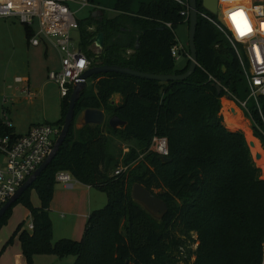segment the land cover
<instances>
[{"label":"trees","instance_id":"obj_1","mask_svg":"<svg viewBox=\"0 0 264 264\" xmlns=\"http://www.w3.org/2000/svg\"><path fill=\"white\" fill-rule=\"evenodd\" d=\"M132 2L114 0L112 17L99 9L78 19L77 44L91 66L183 73L189 58L176 67L170 54L176 24L188 25L180 7L171 0H149L139 2L132 11ZM197 7L201 8V0ZM24 27L29 40L33 30ZM97 32L104 34V46L98 52L91 49ZM219 36L213 25L198 16L197 67L184 80L157 81L114 72L87 80L90 86L75 104L74 120L83 109L97 108L105 121L74 127L73 120L55 156L14 202L27 209L33 228L28 231L20 222L6 244L17 235L25 264H32L38 254L71 256L72 264H262L264 180L259 178L243 132L228 128L220 113L222 96L243 98L246 89L234 50L222 45ZM70 93L61 98L60 116L52 124L62 126ZM113 93L120 96L114 104ZM260 106L262 116L253 103L244 115L264 142V97ZM112 116L124 125L109 126ZM3 135L17 136L0 119ZM120 136L135 142L126 154L113 146ZM153 136L166 138L171 161L162 162L150 147ZM139 155L142 159L135 161ZM122 160L125 165L136 163L113 174ZM58 171H67L79 183L106 195L105 204L88 214L80 239L52 240L49 206ZM133 183L165 201L168 209L161 220L131 200ZM31 188L39 199L37 206L30 200ZM11 206L0 217V225Z\"/></svg>","mask_w":264,"mask_h":264},{"label":"built area","instance_id":"obj_2","mask_svg":"<svg viewBox=\"0 0 264 264\" xmlns=\"http://www.w3.org/2000/svg\"><path fill=\"white\" fill-rule=\"evenodd\" d=\"M66 0H0V19L16 17L21 23L33 30L29 44L37 46L43 37L53 38L61 58L60 66L47 71V79L56 85L60 96L65 97L72 90L73 84L81 73L91 66L90 60L73 42L71 32L77 30L78 19L65 3ZM85 6L88 0H74ZM180 7V13L188 20L189 0H171ZM218 11L210 14L201 3L197 15L211 25L223 36L234 50L241 75L245 84L246 97L238 98L228 94L234 109L248 113V102L254 104L261 114L260 98L264 97V0H217ZM242 13L237 17L245 21L241 29H232V23L227 22L228 16ZM37 29L34 30L33 26ZM171 28L170 23H164ZM175 33V32H174ZM170 47L171 56L176 59L179 55L189 58L186 44L177 39ZM241 46V50L240 47ZM27 78L15 76L14 83L23 84L27 98L33 94ZM226 91V89H224ZM13 101L12 97L3 95L1 119L8 127H13L8 118L6 105ZM231 112V111H230ZM61 126L41 122L32 124L23 134L0 136V206H2L16 190L30 177L50 153ZM159 155L168 156L167 140L165 137L153 136L151 146ZM117 166L113 174L117 175L127 169ZM55 181L62 183L65 188H71L78 181L69 172L58 171ZM32 230V224L27 226ZM264 249V246H263ZM264 264V252L263 262Z\"/></svg>","mask_w":264,"mask_h":264},{"label":"rangeland","instance_id":"obj_3","mask_svg":"<svg viewBox=\"0 0 264 264\" xmlns=\"http://www.w3.org/2000/svg\"><path fill=\"white\" fill-rule=\"evenodd\" d=\"M113 2L114 0H93V2L88 0L87 4L81 7V4L77 1H65L70 10L74 13L75 17L79 20H83L85 17L90 16L89 14L92 11L93 5L95 7L94 9L98 10V6L95 5L96 3L104 10L107 16H114L115 11L112 8ZM138 2L139 0H134L132 3V8H136ZM33 29H37L36 25L33 26ZM174 32L178 40L186 43L188 34V25L186 22H180L176 24ZM71 35L73 42L76 43L79 39V32L77 30H73ZM48 39L50 38L42 39L43 41L45 40V44L42 42L38 46H32L29 44V40L26 37L24 24L21 23L18 18L8 17L0 20V119L3 118L1 111V99L3 95L14 97L13 104L11 102L6 106L9 109V121L16 134L25 133L32 123H40L45 120L54 122L60 116L59 104L61 96L56 85L47 79L46 69L47 66L49 69H55V65L59 63L60 55L53 43H50ZM219 39L222 45L229 44L223 36H219ZM51 40L54 41L53 38H51ZM239 48L241 50V46ZM91 49L93 51L97 50L94 46H92ZM184 64L185 57L181 54L175 59V66L182 67ZM15 76L28 77L31 88L36 92V96L33 97L31 102H27L24 99L25 94L20 91H15L14 96L10 95L12 91L9 90L7 86L14 84L13 79ZM89 86L90 80L87 83V87ZM245 97L246 94L243 98ZM113 99L116 102L119 100V96L116 95ZM220 103V113L223 117V122L228 128H230L228 124L230 121L229 119H233V115H236L238 110L235 109V113L231 111L230 107H233V104L230 100L226 101L225 95L220 98ZM250 105L251 101L248 102V106ZM238 112L240 114V118H242L238 119L235 117V119H237L239 122V126H235V128L230 129L241 130L244 134L247 146L249 141L254 142L252 147L248 146L249 153L254 165L259 169V178L264 180V142L256 133L253 132L250 119L246 117L242 111ZM79 113L75 115L74 127H76L75 121ZM260 115L262 116V113ZM113 146L117 149L120 148L122 154H126L129 148H133L135 146V142L132 139H123L120 136L114 140ZM256 152L261 153V157L259 159H254V154ZM140 159H142V155H139L135 161ZM135 163L136 162L128 164L127 168H130ZM118 166H125L123 160ZM60 187L61 186L55 182L53 193L60 189ZM63 189V191H66L65 189L67 188ZM97 191V194L102 197L100 200V205L105 204V193L99 191L98 189ZM29 196L32 204L35 205L39 203V199L33 188L29 190ZM55 198L57 199L56 205L58 204L59 210L62 211L60 213L64 212L63 214L65 217L61 218L59 216V211L55 212L52 206V209L49 211V217L53 228L52 240L55 241L59 238H80L83 233V222L85 220H81V216L77 209L74 211L76 214L73 219L75 218L74 221L78 220L79 222L75 226H71L74 222L68 220V218H72V214L70 213L69 208L66 207V198L62 197L61 193H57ZM73 207L76 208V205L73 204ZM67 220L68 222H66ZM20 222H23V227L26 229L30 223V218L27 217V209L24 207V205L21 202H16L11 206L10 213L5 222L0 225V264H3L10 256V252L8 250L10 248L9 246L12 243L15 244L18 242L17 235L15 234L12 237V242L10 244H6L8 238L13 234L16 226ZM64 222H66V224H63ZM192 247H196V243L192 244ZM72 262L73 258L71 256L58 258L56 255L52 256L51 254H38L32 257V264H72Z\"/></svg>","mask_w":264,"mask_h":264},{"label":"water","instance_id":"obj_4","mask_svg":"<svg viewBox=\"0 0 264 264\" xmlns=\"http://www.w3.org/2000/svg\"><path fill=\"white\" fill-rule=\"evenodd\" d=\"M202 6L212 15L217 12V0H201ZM197 0H189V16H188V34H187V46L189 49V64L187 69L180 74H154L147 72H140L128 67H123L119 65H93L84 70L73 84L66 113L63 118V123L55 143L45 158V160L40 164V166L30 175V177L16 190V192L2 205L0 206V217L5 213V211L20 197V195L35 181L40 172L46 167V165L52 160V158L57 153L59 147L63 143L70 125L74 120V107L80 97L82 91L87 85V79L95 74L101 73H121L126 75H131L138 78H145L157 81H173V80H184L189 75H191L195 68L197 67V57H196V46H195V34L196 26L198 21L197 15ZM163 28V27H161ZM92 44L98 50H101L104 46V34L103 32H97L92 38ZM217 91L221 90L219 84L215 85ZM118 95L113 93L110 97L112 104L115 103L114 96ZM229 101V97L226 96ZM231 111L235 113L234 107H230ZM105 121V115L102 110L97 108H85L83 109L76 118V127H81L88 124L101 125ZM107 123L112 128H116L124 125V121L119 119L117 116H112L107 120ZM254 145L253 141L248 142V146L252 147ZM261 153L256 152L254 154V159H259ZM158 158L162 162L171 161V158L165 155H158ZM130 198L135 203L139 204L146 213H148L153 219L161 220L162 217L167 212V204L159 196L147 190L143 185L139 183H133L130 190Z\"/></svg>","mask_w":264,"mask_h":264},{"label":"crops","instance_id":"obj_5","mask_svg":"<svg viewBox=\"0 0 264 264\" xmlns=\"http://www.w3.org/2000/svg\"><path fill=\"white\" fill-rule=\"evenodd\" d=\"M134 1V0H133ZM148 2L149 0H139V2ZM91 2H93V0H91ZM139 2H138V4H137V7L136 8H132V4H131V10L132 11H136L137 10V8H138V5H139ZM114 3V2H113ZM133 3V2H132ZM93 4H95V3H93ZM95 5H97L98 6V10H96V9H94L95 7H94V5H93V8H92V11L90 12V14L89 15H95V14H97L98 13V11H99V9H102L97 3L95 4ZM112 8H113V6H112ZM103 10V9H102ZM2 19H4V18H2ZM2 19H0V20H2ZM43 38H49V37H43ZM42 38V39H43ZM48 41L50 42V43H53V45H54V47L57 49V51H58V53H59V55H60V58H61V54H60V52H59V50H58V48H57V46L55 45V43H54V41L53 40H51V38L50 39H48ZM44 43L45 44V40L43 41V40H41V43ZM183 43H185V42H183ZM186 43H187V41H186ZM77 46H78V44H77V42L75 43ZM40 45V44H39ZM38 46V45H37ZM92 46H94L93 44H92ZM91 46V47H92ZM79 47V46H78ZM96 48V47H95ZM97 49V48H96ZM99 50L97 49L96 50V52H98ZM186 58L187 57H185V63H186ZM60 66V60H59V63L57 64V65H55V67L56 68H58ZM55 68V69H56ZM46 69H47V71L48 70H50L49 69V67L47 66L46 67ZM25 78H27V82H28V84H29V88L31 89V91H32V96L30 97V98H27V95H26V92L23 90V84H21V85H18V84H16V83H14L13 85H8L7 86V88L9 89V90H11L12 92L10 93V95H13L14 96V93H15V91H20V92H22V93H24L25 94V96H24V99L27 101V102H31L32 101V99H33V97H35L36 96V92H35V90H33L32 88H31V85H30V82H29V79H28V77H26V76H24ZM88 80V79H87ZM13 81H14V79H13ZM37 88V87H36ZM119 96V95H118ZM12 98H14V97H12ZM119 100H120V96H119ZM118 100V101H119ZM60 101H61V99H60ZM118 101H116L115 103H117ZM13 102H14V99H13V101H12V104H13ZM60 105V104H59ZM8 113H9V109H8ZM43 122H49V121H47V120H45V121H43ZM41 123V122H40ZM49 123H51V122H49ZM32 124H36V123H32ZM31 124V125H32ZM30 125V126H31ZM29 126V127H30ZM28 127V128H29ZM28 130V129H27ZM61 187H60V189H58V190H56L54 193H53V197H52V199H51V202H50V206H49V211H50V209H52V206H53V210L55 211V212H58L59 211V213L60 212H62L61 210H59V205L57 204L56 205V198H55V196H56V194L57 193H61L62 194V197H65L66 198V200H67V205H66V207H68L69 208V210H70V213L72 214L71 215V219L70 218H68V220H70V221H73L74 223H72V225L71 226H75L76 224H78V220L77 221H74V219H73V217L75 216V210H77L78 209V211H79V214H80V216H81V220L82 221H86V218H87V216H88V214L90 213V211L91 210H93V209H96V208H99V207H101L102 205H104V204H102V205H100V200H101V198L102 197H100V195H98L97 193H98V191H97V189H95V188H93V187H91V186H88V185H84V184H81V183H79V182H77V183H75L71 188H67V189H65L66 191H63L64 189L63 188H65L63 185H62V183H60V182H57ZM39 204V203H38ZM38 204H35V206H37ZM73 204H75L76 205V208H74L73 207ZM34 205V204H33ZM98 205H100V206H98ZM64 213V212H63ZM63 213H60L59 214V216L61 217V218H64L65 216H64V214ZM66 214V213H65ZM27 217H29V212L27 211ZM68 220L66 221V222H68ZM85 221L83 222L84 224H85ZM66 222H64L63 224H66ZM83 223H82V225H83ZM28 231H30L28 228H26ZM52 231H53V228H52ZM71 239H80V238H71ZM10 248L8 249L9 250V252H10V256L6 259V261L3 263V264H25V260H24V258H23V255H22V253H21V248H20V245H19V242H17V243H15V244H11L10 246H9ZM53 256V255H52ZM73 258V257H72ZM73 263V262H72Z\"/></svg>","mask_w":264,"mask_h":264},{"label":"bare ground","instance_id":"obj_6","mask_svg":"<svg viewBox=\"0 0 264 264\" xmlns=\"http://www.w3.org/2000/svg\"><path fill=\"white\" fill-rule=\"evenodd\" d=\"M217 11H218V8H217ZM227 19H229L230 20V23H232V27H233L234 31L238 30V28H237V22H239V24L240 23L242 24V25L240 24V27H242L244 25V22H245V21H243L244 20L243 18H239V17H236V21L233 20V16H230ZM226 101H227V99H226ZM233 116H234L233 119L232 118L229 119L230 121H229L228 124H229V127L230 128H235V126H239V122L237 121V119H235V117H237L238 119L240 118L239 112L237 111V114L236 115H233ZM240 119H242V118H240Z\"/></svg>","mask_w":264,"mask_h":264},{"label":"snow or ice","instance_id":"obj_7","mask_svg":"<svg viewBox=\"0 0 264 264\" xmlns=\"http://www.w3.org/2000/svg\"><path fill=\"white\" fill-rule=\"evenodd\" d=\"M238 15H242V13H234V14H233V20H234V21H236V17H237ZM237 28H238V30L240 31L241 35H243V34H244V30L241 29L239 22H237Z\"/></svg>","mask_w":264,"mask_h":264}]
</instances>
